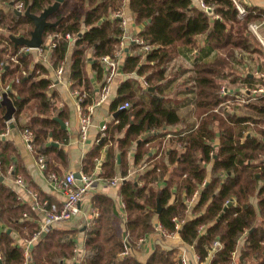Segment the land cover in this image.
<instances>
[{"label": "trees", "instance_id": "1", "mask_svg": "<svg viewBox=\"0 0 264 264\" xmlns=\"http://www.w3.org/2000/svg\"><path fill=\"white\" fill-rule=\"evenodd\" d=\"M20 1L26 8L30 7L32 13L40 14L54 0H0V25L15 32L23 30L22 34L27 35L34 28L33 21L25 15L8 13L3 7ZM202 1L207 8L202 7L200 0H128L135 23L142 25L138 36L152 48L142 51L140 45L129 41L131 53L123 62L126 74L143 76L153 86L163 82L166 68L179 54L180 48L195 46L200 35L206 36L209 50L217 51V55L212 62L199 61L195 65V113L200 118L196 128L177 138L170 150L165 148L145 169L117 185L126 205L124 225L132 238H138L153 233L158 222L163 229L178 232L186 244L193 246L201 261L208 259L212 243L219 239L223 248L213 254L210 264H231L233 260L236 264H264V99L222 105L230 98L248 93L249 88L256 87L261 79L246 73L243 77L245 84L239 89L231 90L225 85L227 93L222 91L224 84L221 83L234 72L232 62L238 58L237 49L264 54L259 41L248 31L250 21L264 19V9L245 5L249 13L241 19L233 0ZM125 5L123 0H65L48 18L59 23L46 28L45 35L48 32L75 35L71 78L86 93L84 105L91 104L95 94L85 71L88 51L93 50V70L97 72V79L105 80L101 57L113 54L119 35L124 31L121 19L112 17V14ZM25 24H30L31 28L25 30ZM5 41L11 42L8 36L0 34V69L11 76L15 69L5 63L8 53ZM69 43L65 37L57 40L52 54L56 64L65 59ZM224 50L229 55L224 56ZM26 57L22 53L20 59L26 61ZM235 72L238 74L233 82L239 76V71ZM49 85L50 80L39 79L35 71L21 75L20 82L15 83L8 93L17 108L14 115L17 124L29 102L34 101L38 106V116L50 112L53 102L47 94ZM157 86L154 90L140 88L149 96L146 101L136 96L133 78L120 84L112 110H117L121 102L129 101L131 105L118 114L114 124L107 125L103 142L86 153L84 172L96 174L92 172L98 168L101 149L115 140L116 133H122V136L116 141L117 145L108 147L99 175L96 174L99 177H113L118 172L123 176L132 166L133 171L143 167L153 159L152 150L157 148L159 151L164 135L193 128L194 125L187 123L171 104L172 99L163 97V89ZM5 112L6 107L1 106L0 160L3 173L14 162L13 155L17 154L15 144L3 136L7 128ZM203 114L205 116L201 118ZM38 120L42 123L34 131L37 155L55 152L66 157L64 151L46 142L48 125H56L54 136L59 139L65 138V132L53 119L38 117ZM152 130L156 133L138 142ZM197 190L198 197L190 206L188 199ZM158 200L162 206L159 214ZM92 206L100 214L84 231L85 255L80 264H182L177 248L162 245H156L145 262L138 260L133 253L121 256V215L114 200L103 193H95ZM30 209L34 216H39L33 206ZM25 212L26 205L19 200L15 188L0 182V222L5 226L0 231L3 264H24L26 239L40 230L32 219H26ZM31 212L30 216L33 215ZM175 216L183 220L179 229L173 221ZM74 233L75 230L60 228L56 223L52 225L44 237L40 235L33 241L28 264H71L66 258L73 256Z\"/></svg>", "mask_w": 264, "mask_h": 264}, {"label": "crops", "instance_id": "2", "mask_svg": "<svg viewBox=\"0 0 264 264\" xmlns=\"http://www.w3.org/2000/svg\"><path fill=\"white\" fill-rule=\"evenodd\" d=\"M242 2L250 7L255 6L264 9V0H242ZM127 3L128 1L125 2L126 5L123 7L126 17V25L124 27V31L126 35H128V37L131 39L138 36L139 31L142 29V25H137L135 23L132 12L129 9ZM3 7L8 13L12 12L13 14H15L10 4L3 5ZM30 28V24L24 25L25 30ZM22 33H24L23 30L15 32L11 31L4 25H0V34L8 36L12 42L11 43L10 41H5V44L8 48L5 63L8 62L7 67H9V64H11L12 69H15V73H13L14 76L6 75L5 70L0 69V87L4 88L7 84H12L13 89L15 83L20 82H16V80H20L21 75H28L29 73L35 71L39 79L45 78L50 80L47 94L53 102V107L51 108L50 112H48V114H41L38 116V106L34 101L29 102L20 114L19 124L16 123L15 118L11 122H7V128L4 132L5 135L3 136L15 144L17 148V154L13 155L14 162L7 166L5 173L1 171L0 176L4 177V182L10 184L15 188L20 201L26 205V213L28 214V217L26 219H32L38 227H40L42 221H44V215L39 214V216L37 217L34 216L30 209V206H32L31 196L25 190L21 189L18 185L15 184L14 178L16 176H22V178L29 184V186L34 191L38 192L41 199H47L57 208H61L65 199V193L62 190L58 189L48 179V175L51 172H56L59 175H64L69 171H74L75 173L84 172V157L86 153L89 152L93 147L101 144L106 135V130L102 129L103 124H114L116 117L120 113L119 112L115 114L118 110H120V108H118L117 110H112V105L114 100L118 97L119 86L124 80L133 78L136 86V96H140L146 101L149 100V96L147 94H143L140 88L142 87L144 89H147L151 87L150 89L154 90V87H158L157 85H159L160 88L163 89L162 96L165 98H171V104L178 109L180 115L184 119H186L187 123L194 125L192 129L184 130L181 133L170 132L164 135L159 151L157 148H154L151 152V155H154L153 159L147 162L143 168L139 170L136 169L137 171L140 172L145 169L152 161L160 156L165 148H168V150H170V148H172L171 146L174 145V141L180 137L179 135H186L187 133L191 132V130L195 129L198 125L200 118H197L195 113V92L193 90V88H195L194 79L196 76L195 65L199 61L212 62L217 55V51L209 50L205 35L198 36L195 46H184L180 48L179 54L174 57L172 61H170L166 68L165 80L161 83H157L155 86L149 84L143 76H139L135 73L126 74L123 71V62L126 56L131 53L130 46H127L125 56L121 60L119 72L112 82V92L109 98L98 107H96L93 111L92 122L88 131V136L86 137V139H83L80 132L81 112L79 109L77 98L74 95V90L80 88L77 85L70 86L68 84L69 79H72L71 62L76 39L73 38L72 40H69L70 43L65 59L56 64L55 58H53L52 55V50H48L43 53L39 52L36 49H31L30 51H21L25 46H16L12 41L11 36L14 35L30 37L31 34L30 33L27 35H23ZM1 47L2 45L0 44V48ZM22 53L24 54V56H27L26 61H22L20 59ZM236 53L238 55V58L235 61L232 60L234 61L232 62V64L234 67L240 68L238 69L239 72H241L240 70H242L243 72L239 73L238 80H241L242 84L244 85L245 82L243 77L246 73H248L250 77L256 79L260 78L261 81H263L264 77H262L261 74L264 73V56H262L264 54L242 51L240 49H237ZM15 55H17L16 58L18 62H15L9 57ZM62 63H64V72L62 74H58V69L62 65ZM93 64V50L90 49L88 51L85 71L86 75L90 78L91 83L95 88V94H93L94 101L91 104H94L98 100L104 81V79L102 81H99L97 79V72L93 70ZM181 64L184 65V67H186L187 69L185 70L183 66L180 67L179 65ZM227 85L231 90L240 88L239 86L231 87L229 83ZM81 87L84 88V85H82ZM123 103L125 102H121V104ZM185 109L189 111L184 112ZM215 110L217 111L219 110V108ZM203 116H205V114H203L201 118ZM38 117H41L42 119L48 118L55 120V122L57 123V127L65 132V138L59 139L54 136L53 128L56 125L53 123L47 126V145L52 144L59 150L64 151L66 157L58 156L55 152H51L49 155L43 154L45 156L46 162L45 170L40 169L36 151L30 150L28 148L23 136L24 129L27 127L31 128L34 131L39 129L42 120H38ZM55 118L63 120L66 127L64 128L60 121ZM11 123L14 124V127L10 125ZM154 133L156 132L152 130L147 132L146 134H149L150 136ZM121 136L122 133H116L115 140L110 141V144H106L101 149V156L97 159L98 168H96L92 173H96L99 175V168L106 158L108 147H110V145H117L116 141ZM118 154L120 153L117 151V158ZM118 160L120 161L121 159L118 158ZM16 164H18V166H16ZM10 165H14V171L16 170V173L14 172V174H8V168ZM132 167L129 170V173L133 172ZM115 176H120L119 172ZM95 193H103L114 200L116 209L120 212L121 215V218L119 220V230L121 238L126 231L124 225L125 212L124 208L122 207V202L124 200L119 193L118 186H112L108 185L106 182H100L83 198L82 202L80 203L81 210L77 216H75L71 220L56 223V225L60 228L75 230V241L79 248L82 249V252L84 251L83 249L85 244L84 231L86 230L88 224L92 221L94 211V208L92 206V197ZM30 212L33 215L30 216ZM4 228L5 226L0 222V231ZM13 234L17 238V240L20 241L21 238L18 237L15 232ZM133 241L131 254L133 253L132 255H135L141 262H145L148 259V257L154 251L156 245H162L165 248H177V255H181V252H179V250L181 251V248H190V246L186 244L179 235L172 238H164L161 236L159 229H156L153 233L146 235L145 241L141 244H137L135 242L133 244ZM80 258V254H75L73 251V256H71L70 258H66V261L71 264H80V261L78 260Z\"/></svg>", "mask_w": 264, "mask_h": 264}, {"label": "built area", "instance_id": "3", "mask_svg": "<svg viewBox=\"0 0 264 264\" xmlns=\"http://www.w3.org/2000/svg\"><path fill=\"white\" fill-rule=\"evenodd\" d=\"M128 0H123V2H127ZM236 8L238 9V17L243 19L247 16L249 13V10L245 6V4L242 2V0H233ZM200 3L202 7L207 8V5L200 0ZM12 8H16L24 13V11L27 9L25 7L24 2L20 1L17 3H13V5L10 4ZM112 17H117L121 19V25L125 27L126 25V17L124 9H119L116 12L112 14ZM264 19L260 20H254L250 21L248 23V31L259 41L261 44L263 50H264ZM65 37L68 40H72L75 38V35L71 33H66L64 36L61 33L57 32H48L45 37L42 45L39 48H29L27 46L23 47L21 51H30L31 49H36L39 52H45L48 50H52L57 45V40L59 38ZM129 41H133L140 45V48L142 51H148L152 48L151 45L147 44L143 38L136 36L134 38H129L128 35H126L125 31H123L119 35V42L116 45V48L113 52V54L104 55L101 57V63L104 67L105 71V80L102 84V88L100 91V95L98 97V100L94 104H88L84 105L83 101L86 98V93L82 92L80 89L74 90V95L77 98V102L79 105V109L81 112V118H80V132L83 139H86L88 136V131L92 122V113L95 110L96 107H98L100 104L105 102L111 92H112V82L113 79L116 77V75L119 72L120 64L122 58L125 56L126 48L129 46ZM17 55L15 56H9L10 59L14 60L15 62H18ZM1 66H3V62L1 63ZM64 72V63L59 67L58 74H62ZM262 77H264V73L261 74ZM20 80L17 79L16 82H19ZM68 84L70 86L75 85V81L73 79H69ZM12 90V84H7L4 88L0 87V101L3 99V93L7 92L9 93ZM222 91L227 93L226 86H222ZM248 93L237 95L236 97L230 98L222 105H225L229 103L230 101H236L238 103H247V102H259L262 99H264V86L262 87H254L252 89L248 90ZM130 102L126 101L122 105H120V109H126L130 107ZM103 130L107 129V124H103L102 126ZM5 135V133L3 134ZM24 139L26 141V144L30 150L35 151L34 147V141H35V132L31 128H25L23 132ZM179 136H182L179 135ZM164 144V142H163ZM38 164L40 169L45 170L46 168V162H45V156L43 154L38 155L37 157ZM145 166V165H144ZM143 166V167H144ZM141 167V168H143ZM139 168V169H141ZM14 165H10L8 168V174H14ZM138 169V170H139ZM2 171V164L0 160V172ZM139 171H133L131 173H128L123 176H113L109 178L105 177H99L96 174H89L86 172H80V178H77L75 176L74 171H69L64 175H59L56 172H51L48 175V179L60 190H62L65 193V199L63 201L62 207L57 208L54 204H51L47 199H41L39 197L38 192L34 191L29 184L22 178V176H16L14 178V182L16 185H18L21 189L25 190L32 198V206L35 210H37L40 214L44 215V221H42L40 225V230L37 231L32 238L26 240V246H25V257L26 260L24 264H28L30 261V255H29V249L32 245L33 241L38 239V237L44 232L48 231L49 228L52 227L57 222H63L73 219L75 216H77L80 213V203L82 202L83 198L88 194L91 190L95 188V186L100 182H106L112 186H117L121 181L128 178L130 175H133L134 173ZM206 182H204L205 184ZM198 190L195 191L193 196L188 199V204L191 206L195 202V199L198 197ZM19 198V196H18ZM20 200V198H19ZM122 207L124 208L125 212V202H122ZM100 212L99 210L93 211L92 219L96 216H99ZM28 214L25 212L24 216H27ZM125 218H127V213L125 212ZM173 221L176 224V228H180L183 224V220H181L178 216H175L173 218ZM92 222V221H91ZM91 222L89 224H91ZM88 224V225H89ZM156 229H159L160 234L164 238H172L178 235V232H169L168 230H165L161 227L160 223H156ZM123 238V250L120 253L121 256H127L131 254L132 252V241L134 240L135 243L141 244L145 241L146 236L138 237V238H132L129 231H125ZM191 248V250H190ZM189 249L186 247L181 248V255L180 260L182 264H204L206 261H201L200 256L195 252L193 249V246H190ZM223 248V243L216 239L212 245L210 250V255L214 254L216 251ZM84 250V249H83ZM75 254H80L81 258L78 259L80 262L83 260L85 255V250L82 252V249L79 248L77 243L75 242L74 249ZM236 251L233 252V257L235 258ZM0 264H2V254L0 251ZM231 264H236V260H233Z\"/></svg>", "mask_w": 264, "mask_h": 264}, {"label": "water", "instance_id": "4", "mask_svg": "<svg viewBox=\"0 0 264 264\" xmlns=\"http://www.w3.org/2000/svg\"><path fill=\"white\" fill-rule=\"evenodd\" d=\"M65 2V0H54L53 3H51L50 5H48L40 14H35L32 13L30 10V7H28L24 13L18 9H16L15 7L12 8L15 15L16 16H21V15H25L27 17H29L33 23H34V28L31 31L30 37H26V36H11L12 41L15 43L16 46L19 45H23V46H27L29 48H39L43 41H44V37H45V31L46 28L57 25L59 23V21L53 22L50 21L48 18L51 14H53L54 12H56L60 6ZM11 5H13V2L11 3ZM4 106L6 107V112L4 114V118L7 122H11L14 119V115L15 112L17 110L13 100L10 98V96L8 95L7 92L3 93V99L0 101V107ZM123 109L118 110L115 114L121 112ZM58 119V118H55ZM60 121V123L62 124V126L65 128V122L61 119H58ZM12 127H14V124H10ZM149 136V134H145L143 135L138 142H140L141 140L146 139ZM120 154H118V158L120 159ZM75 176L77 178H80V172H76ZM4 177L0 176V181H3ZM231 203H229L228 205H230ZM227 207H225L226 209ZM162 210V206L160 201L158 200L157 203V213L159 214ZM11 230H9L10 232ZM47 231H44L41 234V237H44L46 235ZM213 254H211L208 259L206 260V262L204 264H210V261L212 259ZM3 264V263H2Z\"/></svg>", "mask_w": 264, "mask_h": 264}, {"label": "rangeland", "instance_id": "5", "mask_svg": "<svg viewBox=\"0 0 264 264\" xmlns=\"http://www.w3.org/2000/svg\"><path fill=\"white\" fill-rule=\"evenodd\" d=\"M71 4H73L72 2H71ZM222 54L225 56V55H227L228 54V51L226 50H224V51H222ZM229 55V54H228ZM262 56H264V55H262ZM233 60V59H232ZM180 67L181 66H183V68H185V70L187 69L186 67H184V65H179ZM238 69H240V68H238V67H234V69L232 70V71H234V72H232V73H229V75H228V77L227 78H225V79H223L222 81H221V83H223L224 85H227L228 83H229V85L231 86V87H237V86H239V87H241L243 84H242V81L241 80H238V78H239V76L237 77V81L236 82H233L232 80L235 78V76L238 74V73H236L235 71H238ZM241 72H242V70H240ZM241 72H239V73H241ZM243 73V72H242ZM262 86H264V82L263 81H259L258 83H257V87H262ZM249 89H252V87H250ZM263 100V99H262ZM261 100V101H262ZM231 102V101H230ZM229 102V103H230ZM189 110H187V109H185V111L184 112H188Z\"/></svg>", "mask_w": 264, "mask_h": 264}]
</instances>
